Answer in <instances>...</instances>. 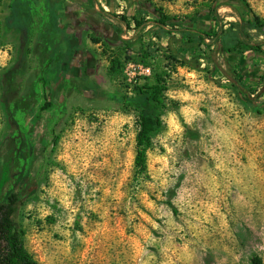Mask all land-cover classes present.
<instances>
[{
	"label": "rangeland",
	"instance_id": "rangeland-1",
	"mask_svg": "<svg viewBox=\"0 0 264 264\" xmlns=\"http://www.w3.org/2000/svg\"><path fill=\"white\" fill-rule=\"evenodd\" d=\"M14 1L28 14L30 53L15 78L20 107L3 102L0 79V200L21 193L14 220L37 262L248 264L257 254L264 264V106L248 103L232 82L240 63L248 69L243 88L261 99L264 54L226 59L211 45L193 69L166 58L168 36L157 40L151 25L134 30L119 19L126 11L147 19L158 8L195 18L194 28L210 33L237 20L240 6L52 0L80 44L73 57L62 43L61 61L49 65L40 58L42 35L52 31L44 0H0V77L17 57L18 32L7 25ZM247 1L264 18V0ZM113 58L121 66L109 72ZM128 62L149 72L130 65L129 80ZM257 71L263 77H254ZM158 74L167 88L163 104L149 111L161 126L151 136L146 173L136 174L133 99Z\"/></svg>",
	"mask_w": 264,
	"mask_h": 264
},
{
	"label": "trees",
	"instance_id": "trees-1",
	"mask_svg": "<svg viewBox=\"0 0 264 264\" xmlns=\"http://www.w3.org/2000/svg\"><path fill=\"white\" fill-rule=\"evenodd\" d=\"M222 2V0H213ZM240 6L237 13V20L229 21L228 27L219 24L210 33L196 29L192 25L195 18L190 17H173L162 12L160 9H154V14L145 18L136 13L126 11L119 16L128 28L134 30H143L146 26L151 25L154 37L160 40L163 35L168 36L166 50L168 59L178 63L181 66L197 68L200 66V59L205 55V48L213 45V49L220 52L224 58L229 56L264 54V39L255 40L252 35L264 36V18L259 17L247 0H231ZM130 3V0H126ZM135 8L140 3L133 1ZM45 6L51 19L52 31L42 35V42L46 44L45 50L41 51V60L46 64H53L61 61L59 46L66 43L68 51L72 52L73 57L78 54L80 38L75 33H70L68 28L70 24H65L52 0H44ZM10 15L7 18V25L18 32L17 57L14 63L1 74V98L9 108L14 102V108L20 107L18 98V89L15 82L17 75L24 69L30 53L31 32L29 27V18L22 6L17 2L9 5ZM216 5L208 11L216 10ZM140 9V8H139ZM138 9V10H139ZM142 13H145L142 12ZM217 18V15H214ZM131 23L133 24L131 27ZM130 26V27H129ZM209 39L207 42L206 40ZM93 43L100 42L96 36L90 38ZM147 56H152L147 52ZM189 54V56L187 55ZM109 72H115L121 66L119 58L110 59ZM217 71L223 76H227L225 70L215 65ZM228 66L230 67L229 63ZM248 73V69L240 63L232 69L233 85L237 87L238 92L244 96L245 100L255 107L264 106V94L261 99L257 96L252 97L250 93L243 88L242 82ZM249 76V75H248ZM263 77L262 73L257 71L254 77ZM230 78V77H229ZM165 79L162 75H156L152 84H143L138 87L135 93L133 103L139 108L138 124L139 129L135 136V155L133 160L134 171L136 174L146 173V155L151 146L152 134L161 126L160 118L149 111L151 106L163 104V93L166 90ZM260 96V95H259ZM25 103H21V106ZM49 104L43 108L48 107ZM9 120L15 125L10 111L8 112ZM20 145L25 146V139L21 138ZM20 154H23L20 152ZM28 174H25L27 177ZM25 177V178H26ZM23 178V179H25ZM21 193L11 192L4 201L0 200V264H39L32 254L26 249L23 243L24 231L16 224L14 215L17 205L20 201ZM248 264H263L261 257L257 254L249 258Z\"/></svg>",
	"mask_w": 264,
	"mask_h": 264
},
{
	"label": "built area",
	"instance_id": "built-area-1",
	"mask_svg": "<svg viewBox=\"0 0 264 264\" xmlns=\"http://www.w3.org/2000/svg\"><path fill=\"white\" fill-rule=\"evenodd\" d=\"M130 65L133 66L132 68L134 71H136L137 74H147L149 72L148 67H143L140 65H134V64H131L130 62H128L126 64L125 74H127L129 80H130ZM134 71H132V74H134Z\"/></svg>",
	"mask_w": 264,
	"mask_h": 264
}]
</instances>
